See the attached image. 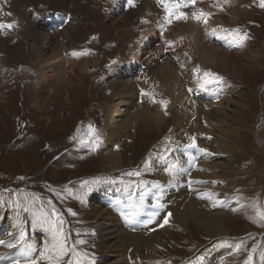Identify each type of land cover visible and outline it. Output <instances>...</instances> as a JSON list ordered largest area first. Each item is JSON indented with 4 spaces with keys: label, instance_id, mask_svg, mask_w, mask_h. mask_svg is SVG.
<instances>
[{
    "label": "rangeland",
    "instance_id": "obj_1",
    "mask_svg": "<svg viewBox=\"0 0 264 264\" xmlns=\"http://www.w3.org/2000/svg\"><path fill=\"white\" fill-rule=\"evenodd\" d=\"M225 1L198 2L195 7L182 8V11L187 14L198 9L212 13L208 17L207 25L203 21V23L194 21L191 15L185 19L175 20L171 25H158L157 39L150 43L147 50L138 52L139 60L137 59L133 68L127 72L126 78H120V80L123 82L133 81L135 82L133 85H138L140 88L143 80L148 79L144 73L145 69L151 62L157 61L160 56L158 48L160 40L168 36L174 46L181 47L183 44L181 37L185 39L190 36L194 37L189 34L191 28L182 29L185 24L191 27L198 26V29L203 33L197 36L200 37L201 43L203 42L204 45L210 42L209 39H203L202 36L207 35L208 26L222 29L221 35H227L223 29L233 28H238L241 34L247 35V39L242 44H227L218 35L217 38L212 39L213 42L217 40L218 43L208 45V47L213 46L222 50L225 45L230 47L232 54H237L234 56L239 69V73H235V80L239 83L237 82V86L228 96L231 102L226 109H232L231 114L241 121L240 123L236 121L233 124V127L238 130L237 135H240L241 138L237 141L240 148L232 152L231 155L237 160L238 168L242 172L238 176L235 175L236 177L233 173L235 182H233V178L226 182L221 177H214L222 174L223 171L209 173L210 177L215 178V185L218 182L224 188L235 185L233 190L231 189L230 195H236L235 200L238 201V204L233 210L225 211L226 213L223 214L224 220L226 219V231L229 234L209 236L198 228L195 222L190 221L191 219L178 224L176 219L168 214V211L165 216L164 213L158 214L155 211L157 215L154 223L147 225L148 231H152L153 227L156 228L150 242L141 241L135 245H128L124 236L119 237L117 236L119 232H116L113 242L118 240L120 245L117 246L116 243L115 247L123 248V251L120 249L107 252L106 249L98 246V242L99 244L107 243L101 239L99 241V238H103L110 228L115 227L114 218L118 219L122 215L124 223H129V220L134 221L139 217H146V215L136 213L131 215L128 220L126 218L127 208L124 211L120 209L124 206L117 204L115 208L110 206L105 208L106 213L109 214V217L105 219L107 224H100L95 213L89 210L92 208H89L90 200L92 206H95L94 198L97 194L94 192L111 184L125 187L127 194L131 193V195L140 198L141 193H144L142 189L146 186L156 182L164 184L167 180H171L172 174L165 171L161 166L162 161L159 159L162 148L166 146L170 148L175 145L174 148L179 152L172 158L175 161L179 160V170L184 172L189 158L182 154V147L179 143L185 142L186 138L182 133L184 127L175 123L181 118V115L173 110L175 107L183 109V106H190L187 102L192 100L194 92L195 101H198L200 92L193 89L194 84L188 85L190 89H193V93H182L180 90L182 88H180L182 94L177 95V98L176 95H170L172 100H178L176 103L169 101L163 92L164 98L161 100L165 101L166 105L163 104L162 107L167 110L163 122L157 124L153 119L144 116L136 121L134 128L118 131L116 144L121 153L122 166L116 169L108 166L104 170L102 169L104 157L102 153L99 154V146H101L103 138L105 107L110 103L117 104L115 107L122 105L119 98L113 99L112 97V89H114L112 80L116 77L113 75V67L116 62H128L126 60L129 58L126 59V54L129 51V46H135V44L127 43L125 37L116 40L97 37V41L105 43V50L95 54L88 52L85 69L80 68L82 65L76 67V70L78 69L76 75L83 74L81 78L72 74L75 70L73 69L70 72L71 77L68 74L63 75V73L55 72V76L49 73L51 80L43 84V81L40 82L42 78L40 76L43 74H38V67H36L40 57L36 56L35 50L29 46L30 40L26 42L27 35L25 33L34 23L30 19L29 13L23 12L22 19L29 16V23L24 26V37L22 36L16 43H10L6 39L0 43L2 45L0 46V57L3 62L10 65L11 68L23 63L31 67L33 71V74H26L30 79L28 89H23L20 79L11 72H7L0 84V216H2L1 225L3 227V230L2 227L0 228V233L4 239L8 238L6 242L16 243L15 238L18 237L22 226L25 232V241L22 243L34 242L36 245L34 255L38 256L45 239L50 240V237L47 229L42 227L36 218L41 211L52 213L55 208L56 212L64 219V228L69 236V244L71 245L77 240L84 241L83 244L76 245L81 264H89V261H92V264H106L111 260L122 264H129V262L130 264H245L250 254L252 255V264H264V218L258 216V212L264 210V7L260 6V0H258L259 7L256 9L250 6L252 3L256 4V0H251V3L248 2L249 0H245V2ZM20 2L22 0H19ZM83 2L85 3V0ZM19 3L18 0H13L12 5L15 12L22 10L18 8ZM19 5L23 8L28 6L21 3ZM237 6L239 7L237 8ZM234 7L238 9V14L236 13L235 17H233L235 11L231 12L235 10ZM114 15H110V17ZM221 16L224 18L223 21H219ZM67 19L69 22L71 21V17ZM68 24L61 31L68 27ZM109 24L106 22L105 25ZM85 25L88 23L86 22ZM120 25L124 26L122 20H120ZM161 25H163V29H161ZM73 26L77 27L76 24ZM179 29L181 31L176 34L175 39L173 37L175 33L171 32ZM38 31L42 35L49 33V31ZM71 33L69 30V35ZM61 38L67 44V38L64 39L63 36ZM175 40L179 42V45L174 44ZM92 44L95 45L93 42ZM164 49L167 48L164 47ZM151 50L153 53L148 56V52ZM193 52L194 56L191 58L193 66L188 67L187 70L193 68L194 71L199 67L200 71L210 70L223 78L229 75L227 74L228 69L217 59L212 63H202L197 60L195 49ZM198 54L201 55L199 52ZM164 56L174 58L171 52H165ZM77 61L79 60L77 59ZM170 63L175 65L174 61ZM154 64L152 63L149 71ZM62 67L68 70L67 63ZM229 71L232 72V70ZM132 72H135V76H131ZM195 73H193L194 77L197 75ZM58 74L65 76L66 79H59ZM179 77H182V73ZM69 78L73 79L71 85L68 82ZM220 84L225 85V81H220ZM121 85L122 82L117 85V88ZM121 87L119 91H121ZM223 91H228V88H223L221 92ZM166 92L169 95L170 89H166ZM216 92L214 91L213 95ZM35 97H38V106H34ZM186 97L189 98V101L185 100ZM155 98V96L151 97L152 100ZM121 108H126V106ZM199 121L202 123L204 119ZM89 124L96 130L94 136L87 134ZM78 129L79 133H77ZM199 132L204 131L196 130L195 134ZM95 136H98L99 139H95ZM196 153L199 156V153ZM146 162L149 164L147 168L145 167ZM136 171H139V176L129 175ZM164 171L167 175L166 179L163 178ZM261 175L262 177H260ZM145 181L147 183H142ZM25 208L28 210L25 211ZM198 208L201 212H206L202 205H199ZM166 217L167 222L165 223ZM133 225L136 226V223ZM126 246L129 248L125 249ZM238 246L239 251L236 250ZM16 248L6 247L7 250H4V245H0V254L2 252L7 257L23 259L15 252ZM68 259L69 257H65V264ZM39 264H46V262L40 260Z\"/></svg>",
    "mask_w": 264,
    "mask_h": 264
},
{
    "label": "bare ground",
    "instance_id": "obj_2",
    "mask_svg": "<svg viewBox=\"0 0 264 264\" xmlns=\"http://www.w3.org/2000/svg\"><path fill=\"white\" fill-rule=\"evenodd\" d=\"M34 1L35 0H22V2L20 3L31 5L32 3H34ZM42 1L44 2V0ZM241 1L245 2V0H239V2ZM198 2L208 3L211 2V0H197V3ZM248 2L251 3L252 1L249 0ZM45 3H48L50 5L49 8L54 10L50 14L52 17L56 12L62 10L67 11L68 13L67 12H65L64 14L61 13L62 14L61 17L67 14H73V16L70 19L71 22L73 23H69V24L67 23L69 26L66 27L63 31L60 30L61 36H63L64 39L67 38L68 40L67 44L64 43L62 44L56 37L57 36L56 34L55 36L54 34H52L53 36H51L48 33H46V35L45 34L42 35L40 31H38L42 28L35 21H32L34 25L32 24L33 26L29 27L25 33V35H27L26 42L30 40L29 46H31L32 49L35 50L33 51L36 54V56L40 57V61L36 63L37 65L36 67H38V74L39 73L40 75L41 73L43 74L40 76V78L42 77L40 82L43 81L42 82L43 84H46L47 81L51 80L49 79L50 78L49 73H51L52 75H54L55 72L61 74L63 73V75L68 74L71 77L72 74L75 76L76 73H78L77 71L78 69L76 70L77 66L82 65L80 68L85 69L88 60L85 59H81L79 61L73 60V58H71L74 56L73 54L71 53L65 54L66 52L65 45L70 44L71 46L77 44L79 45L78 48L84 47L83 40H85V38L91 32L94 31L92 25L95 22H98L99 25L98 28L100 29L101 35L106 40H116L117 38L121 39L122 37L123 38L125 37L127 43L133 42L137 47V49H139L142 48L143 40H146L147 42L151 43V40L154 37H157L158 27L154 26L153 22H160L167 15V13L164 10V6L161 3H159L158 0H135V7H133L131 10H127L125 13L121 12L120 10H116L113 13L115 14L113 17L103 15L102 12H105L106 10V12L110 14L111 9L113 8L118 9L116 5V0H114L111 4L104 5V7H107V9H104L103 7H101L100 9H94L89 4L91 2L87 1V3H84L83 0H46ZM19 4L18 6L23 8ZM250 6L251 8L254 7V9L259 7L255 3H252ZM238 7L239 6H237V8ZM237 8L231 11V12L235 11L234 14L232 13L233 17H235L237 13L238 10ZM230 9L232 8L230 7ZM134 16L140 18L141 25L144 27H137V28H133L132 26L129 27V23H131ZM54 18L57 19L58 15L55 14ZM223 19L224 18L221 16V19L218 20L223 21ZM120 20L124 22V26L120 25ZM86 22L89 25H85ZM106 22L110 24L105 25ZM74 24H76L77 27L73 26ZM190 28L192 33L194 32L196 33L193 42V47L196 50L197 60H199L202 63L203 62L212 63L217 59L218 62L222 63L223 66H225L228 69L227 74L229 75H226L223 78V80L225 81V85L220 84L218 86L219 88L218 91L220 92L218 93L216 92L217 96L215 97L207 96L205 94L207 93V91H205L203 88H200L198 86V81L196 77H194L193 75V73H195L193 71V68L187 70L188 67L193 66L192 61L189 60V58L182 59L181 61H179V63L177 62L179 58H181V56L178 55L179 54L178 49H173L177 62L176 67L175 65L173 66L170 63L174 59L172 57H169L168 60L167 58L162 59L161 63L157 61L153 62V64L154 63L155 64L150 71L153 77L152 83H146L143 87V90L145 91V93L146 91L151 90V95L156 97L155 100L151 99L150 94L142 95L141 94L142 90L139 88V86L133 85L135 82L133 81L131 82L128 80H126V82H123L122 80H120V78L125 77L124 76L125 73L127 74V72L131 70V68H133L134 63L138 59L136 54V52L138 51L136 50L135 46L133 45L129 46L128 49L129 51L126 54L127 55L126 59L129 58V60H126L128 62L126 63L116 62L118 64H116L113 67L114 74L113 73L112 74L115 75L116 77H114V79L112 78L113 79L112 87L114 88L112 89V97L113 99L119 98L122 102V105L115 107V105L117 104L110 103L105 107V125L104 128L102 127L103 138H102L101 146H99L100 147L99 154L102 153L104 157L102 160V165H103L102 169L104 170L105 167L108 166L112 169H116L122 166L121 153L118 150V146L116 144L118 131H121L123 129L125 130V129L134 128L136 125V121L139 118L140 119L144 118V116L153 119L154 121H156L157 124L163 122L162 120L163 117L166 116L167 110H164V108L162 107L163 104L160 103V101H163L161 100L162 98H164V95L162 93L165 92L166 89H170L169 95L171 94L181 95L183 92H192L194 89L197 92H200L199 95L201 97H198L197 98L198 101H195V92H194V96L192 95L193 98L191 97L192 100L190 99L191 101H189L188 97L185 98V100L189 101L187 102V104L189 103L190 106H183V109L179 107H175L173 110V111L176 110L181 115V118L175 121L176 125H180V127H184L183 132L182 131L181 132L183 133V136L186 138V140L185 142L182 141L181 143H179L180 147H182L181 150L182 154L186 155L188 158L190 156L195 158L192 162H188L186 166V170L184 172H180V170H178L176 173L172 174L171 180H167L164 184L156 182L155 184L146 186L144 189H142V191L144 192L143 193L144 200L142 205L140 202V198H137L135 195H131V193L127 194V190L125 187H118L117 185L109 184L108 187L107 186L102 187L94 192L95 194H97L96 197L94 198L95 206H92L90 200L89 208L90 207L92 208L89 210L95 213V217L97 218L98 221H100V224L103 223L107 224L105 219L109 217V214L106 213L107 211L106 209L108 208V206L115 208L117 204L123 205L124 207L122 208L119 207V208L124 211L127 208L128 211L126 214V218L128 220L131 217L129 214L133 212H136L139 215H146V217L145 216L139 217L134 221L129 220V223H124V219H122V215H120L118 219L114 218L113 224L115 225V227H113V229L110 228L109 232L106 233L103 238L102 237L99 238V241L101 239L102 241L107 243L99 244L98 242V246L103 249H106L107 252H109L110 250L123 249L120 247H115L116 243L117 246L119 244L118 240H115L113 242V239L116 236V232H119L117 236L119 237H122L121 235L124 236V240L128 242V245H135L137 243H141V241L150 242L152 239L151 238L152 234L153 232H155L156 228L153 227L152 231L151 230L148 231L149 227H147V225H151V223H154L155 218L152 219L151 223H147V221L149 220L148 218L149 215L152 214L154 211H157L158 214L164 213V216L165 213L168 211V214L172 215L173 219H176V222L178 224L185 223L187 222V220L191 219L190 221L195 222L197 227L200 228L205 234L209 236L215 237L218 235L229 234V232L226 231V226H225L226 219L224 220L223 214L228 212L229 210L230 211L233 210L238 204V201L235 200L236 195L234 194L230 195L231 189L235 185H231L230 187L227 188L221 187L219 182L215 185L216 180L214 177H221V179L225 180L226 182H229V180L233 178V173H234V177H236L235 175L238 176V174L242 172L240 171L241 169L238 168L237 160H235L231 155L232 152H235L238 150V148H240L238 146L237 141L241 138L240 135H237L238 130L233 127V124H235L236 121H239L238 123H240L241 121L234 114H231L232 109H226L228 104L231 102L228 99V96L232 92L233 88L237 86V82L239 83V81L235 80L236 79L235 73H239L238 71L239 69L238 66L236 65V59L234 56L237 54L233 55L232 52L230 51V47H227L226 45L223 48V50L213 46L208 47V45L218 43L217 40L213 42L212 39L217 38L218 35H221L222 29L220 30L214 26L213 28H211V26H208L206 37L209 39L208 41L210 42L207 45H204L203 42L201 43L200 37L197 36L199 35L197 27H191L190 25L185 24V27H183L182 29L188 30ZM212 29H217L218 35H213ZM69 30H71L72 32L71 35H69ZM180 31L181 30L179 29L178 32ZM135 33H139L140 37L141 36L143 37L146 36V37L144 39L143 37L141 39L140 38L134 39L133 35ZM174 33L176 34V32ZM3 41L4 40H0V43H3ZM227 44L230 43L227 42ZM159 45L161 48L170 47V45L167 42H165L164 44V41L160 42ZM76 51H81V50L76 49ZM151 52H149V54ZM198 52L201 53V55L198 54ZM192 55L193 53H190L189 57ZM62 56L64 57L65 60L61 59ZM66 63L69 71L65 67H62V65H65ZM179 67H181V69H179ZM73 69L75 70L71 74L70 72ZM229 70H232V72ZM203 71L204 70H201L199 74L202 75ZM134 73L133 72L130 73L131 76H135ZM181 73H182V78L179 77ZM61 74H58L59 79L62 78L64 79L65 76L63 77V75ZM76 76L77 78L79 77L81 78L83 74L82 75L78 74ZM188 79L190 82L188 81ZM68 82L71 85L73 79L69 78ZM121 82H122L121 85L122 87L120 86L121 91H119L120 87L117 88V85L120 84ZM189 84L190 85L194 84V88L191 89V91H190V87L188 86ZM43 87L46 86L43 85ZM223 88H228V91L221 92ZM179 89L182 91V93L180 92ZM37 99L38 97H35L34 106H38ZM122 106H126V108H121ZM233 111L236 112V110L234 109ZM188 118H192L191 119L192 121L190 119L189 121ZM201 119H204L202 123H200L199 121ZM149 121L151 120L149 119ZM196 130H203L204 132H199L195 134ZM205 134L206 136H204ZM192 137H195V143L197 144V147L186 149L185 145H189L192 143L190 139ZM174 147L175 145H173L170 148L167 146L163 147L160 156H164L165 159L168 161H175L174 158H172V156H175L179 151H177ZM199 149H206L207 152H200ZM196 152L199 153V156H197ZM161 166L165 169L167 167V164L162 161ZM218 171H223V173L216 175L214 177L209 176V173H216ZM260 177H262V175ZM163 178L164 179L167 178L165 171L163 173ZM233 182H235L234 178H233ZM128 191L130 190L128 189ZM211 193H215L216 195L209 198L208 194ZM216 200L222 201V203L214 204V201ZM161 204L164 207L158 208V205ZM199 205H202L203 208L206 209V212H201L198 208ZM1 218L2 216H0V228L2 227ZM134 223H136V226L133 225ZM7 239L8 238L4 239L0 233V240H4L6 242ZM127 247L128 246H126L125 249L129 248ZM18 248L15 249V252L18 253L17 255L19 257H21L22 254L20 252V249ZM5 249L6 246L4 245V250ZM0 255H3L2 252ZM106 264H122V263L111 260Z\"/></svg>",
    "mask_w": 264,
    "mask_h": 264
},
{
    "label": "snow or ice",
    "instance_id": "obj_3",
    "mask_svg": "<svg viewBox=\"0 0 264 264\" xmlns=\"http://www.w3.org/2000/svg\"><path fill=\"white\" fill-rule=\"evenodd\" d=\"M128 4L130 6L135 5V0H127ZM159 3H161L164 6V10L167 13V15L164 17V20L167 23H171L172 19H185L187 18V13L181 11L182 8L192 6L195 7L197 0H158ZM260 6L264 7V0H260ZM10 15V13H8ZM212 13L205 12L203 9H198L197 11H193L191 13V16L193 19L197 21H203L205 25H207L208 17L211 16ZM15 22L11 23H3L0 22V28H12L13 24ZM161 29H163V25H161ZM223 32L227 33V35H219L220 39L225 40L226 42L230 44H242L246 39V34H241L240 30L238 28L233 29H223ZM213 35H218L217 29H212ZM171 43V42H168ZM73 55H76V53H73ZM194 72L197 73L196 79L198 81V86L200 88H203L205 91H218V85L220 81L223 80V77L219 76L216 73L211 72L210 70H206L203 72L202 76L199 75V67L194 69ZM211 86V87H209ZM191 91V89H190ZM142 95H149L148 93L141 92ZM155 102V101H153ZM160 103L165 104V101H160ZM96 130L95 128L89 124L88 125V135L94 136ZM73 139H76V137H73ZM95 139H99L98 136H95ZM192 143L189 145H185V148H195L197 147L195 143V137L190 138ZM200 152H207L206 149H199ZM159 159L167 164V167L165 168V171L174 174L179 170L180 164L179 160L176 161H168L165 159L164 156H160ZM195 158L189 157V162H192ZM145 167H149L148 162L145 163ZM129 175H137L139 176V171H136L135 173H129ZM142 183H147L142 182ZM216 195L215 193L208 194L209 198ZM144 200V194L141 193L140 196V202L141 205ZM216 203H222V201L216 200L214 201V204ZM164 206L158 205V208H163ZM25 211L28 209L25 208ZM71 211V210H69ZM75 215V213H72ZM136 212H133L130 214L135 215ZM157 213L154 211L147 223H151L152 219L155 218ZM258 216L261 218H264V210H261L258 212ZM37 221L40 223V225L47 229V232L49 234L50 240L45 239L43 243V247L41 248L39 255L36 256L34 253L36 252V245L34 242L32 243H22L25 241V232L23 230V227L21 226L19 235L16 239V243H13L11 241L5 242L4 240H0V245H5L8 248H16L19 246L20 252L22 254L23 259H18L15 257H7L5 255H0V264H39L40 260H44L46 264H65V257H69L67 260V264H81L79 257V253L77 252L76 245L77 244H83V240H77L71 245L69 244V236L67 231L64 228V219L61 215H59L55 208H53L52 213H48L46 211H41L39 215L37 216ZM167 222V218H165V223ZM239 251V246L236 249ZM89 264H92V261H89ZM245 264H252V255L250 254L247 261H245Z\"/></svg>",
    "mask_w": 264,
    "mask_h": 264
}]
</instances>
